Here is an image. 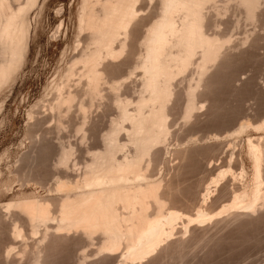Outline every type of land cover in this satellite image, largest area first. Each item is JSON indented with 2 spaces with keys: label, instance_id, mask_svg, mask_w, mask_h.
<instances>
[{
  "label": "rangeland",
  "instance_id": "1",
  "mask_svg": "<svg viewBox=\"0 0 264 264\" xmlns=\"http://www.w3.org/2000/svg\"><path fill=\"white\" fill-rule=\"evenodd\" d=\"M11 1L15 6H20V4L25 5L24 3L27 0ZM86 1L35 0V5L32 6V4L31 8L27 11L25 10L27 16L24 13L27 17L26 25L29 24L27 27H30L29 33L27 32L28 36L26 35L28 42H26L27 39L25 40L28 43H25L27 49L26 52L23 51L25 55L22 52L23 59L21 58L20 62L12 65L9 77H7L8 80L6 78L5 83L0 85V215L3 214L2 218L0 216V226L3 228H0V264H6L7 262L18 264L20 260L21 263L19 264H28L29 262V264H34L38 256L40 258L46 255H48V258L43 257L46 261L43 259L40 264H92L91 260H94V264H116V262L117 264H264V198L255 202L256 206L254 208L256 209L251 208L254 216L249 214L251 209H245L246 211H244V206L246 205H242L243 209L242 207L240 209V206L236 207L239 210L232 209V206H230L240 199L241 202L245 199L244 202L246 203L251 201L249 198L252 199L253 191L256 187V166L251 158L250 148H248L250 147L249 142L252 139L254 142L255 138H259L260 140L257 139L255 141L260 142L262 140L261 137L264 140V13H262L264 12V0H257L255 2L256 7H253V1L252 7L258 9V11H254L255 13L252 11L253 15L251 16L254 17L252 19L256 18L254 20L256 22L251 21V17L248 16L247 7L250 10L251 6L249 9V6H246L247 3L242 2L247 0H212L213 3L210 2L206 10L214 2V5L217 4L219 8L212 5L210 6L212 8H209L210 10H205L207 18H211V20L208 19L207 32L211 29V34H209L212 37H221L220 39L223 43H220V41L219 43L221 48L224 47L220 49L223 51L222 53L221 51L218 52L221 55H218L219 58L217 60L215 59L207 64L206 67L208 68L203 69V73L200 70L201 62L203 61L201 59L202 51H197L201 56L196 54V57L191 62L192 64L190 63L191 65L187 66L188 69L186 67L184 69L185 72H179L176 75L177 78H175L176 76L174 77L175 81L173 79L171 82L173 83V86H171L173 87L171 88L172 96L168 102L170 106H167L169 133L167 132L168 134L164 137L165 139L159 142L160 144H155L157 148H153V156L150 152V155L144 158V162H148V166L146 164L147 168L151 166L149 170L146 169L148 176L151 179L153 178L152 180H162V183L164 182L162 186L168 184L163 186V189L165 187V195L169 198V201H166L167 197L166 200L164 199L169 202L167 203L168 205H165V208L170 207L169 209L179 210L183 214L180 220L178 219V221L174 222L176 227H173V225H170L171 227L169 225L164 226L167 228L163 227L164 234H162V237L166 240L164 239L161 242L162 240L156 239L155 243L158 240L159 246L154 248L157 243L149 247L145 254L152 249L154 250L150 254H146L147 256L145 254L143 256L142 248L132 250L128 248L129 252H127L124 249L126 246H122L123 244L121 245L123 250L120 249L122 250L120 252L115 251L114 254V251L111 252L112 254L110 252H101V241L103 242L104 236L102 234L103 238L100 237L101 239H99L97 236L101 235V233L98 232L92 235H97L96 237L91 236L92 238L90 239L84 235L81 239L82 234H76L79 236H76V238L74 234L67 238L61 237L60 240L63 238L62 241H57L58 237L57 239L54 237V240L51 237V240L47 242L48 244L45 243V246L41 245L42 249H40L39 235H43L45 230V227L41 226L40 229L42 230L34 234L38 237H33L34 235H31L33 233H30V237L32 236L31 239L34 241L30 240L27 231L30 228L28 232H32L31 226H28V223V225L26 224L25 219L27 218L25 214L23 217V212H20L21 216L19 213L17 214L18 211L13 209L14 201L24 198L44 199L45 197L47 199L50 196L51 199H54V196L64 195L65 193L61 194L55 190L58 188L57 184L59 183L55 177L59 178V176H62L65 179L68 176L66 170H72L74 166V171L72 172L77 173V176L81 175L83 167H86V161L90 164L94 154L101 150L103 151L105 145L102 136L108 132L112 119L119 114V107L115 104V97L120 96L122 99L129 100L131 102L129 108L134 111L140 96L145 92H147L145 95L149 94V91H143V88H141L143 87V79L140 77L144 76L142 67L137 66L140 69L134 67L139 64L141 59L140 53H137V51L139 52L141 49L140 39H142L144 28L139 24L138 27L140 26L141 29L137 27L134 32L136 34L130 38V43L137 44L138 42L137 46H139L138 48L135 47L136 44L131 45L132 55L130 57H133L131 59L129 57V61L127 60L128 62L123 64L124 67H122L123 65L119 67V63L122 60L110 61L111 65L108 61L109 63L106 64L107 66L110 65L111 69L113 67L116 68L118 65L116 69L122 70L123 68V73L121 71L116 72L117 70L114 68L112 70L108 69L110 73L106 76L107 80L109 78V82L102 86L101 93L103 97L94 96L90 92L85 94V91H82L83 87L81 88L80 85H77L78 89L76 86L75 90L72 89L74 88L73 83L74 85L77 83L82 84L83 82L80 81L84 78L78 81L79 79L76 80L77 77L73 76L67 84V70L86 45L84 39L87 38V33L81 31V20ZM151 1L153 2L151 3ZM151 1H147L152 6H149L150 9L147 7V11H145L146 18H144V21L146 26L156 20L161 11L158 10L161 8L158 5L161 1ZM141 2L143 3V1ZM244 4L246 7H244ZM157 5L158 7H156ZM28 6L30 7V5ZM219 10L224 12H221V14ZM259 12H261L260 15ZM210 23H213V25ZM26 45H24V49ZM1 59L2 56L0 61ZM126 63L133 66L131 68L126 65L134 73L130 72L129 74V69L125 66ZM80 64L76 65V72L82 71ZM78 73L81 75L80 72ZM131 74L133 75L131 76ZM137 79L140 80V83ZM114 81L118 84L123 82L118 91H113L111 88L112 83H115ZM63 82L66 86L72 82V86L70 87L71 84L69 85L72 90H78L79 92L81 90L85 94H78L69 113L66 112V107L57 110L53 106L59 91L63 90ZM198 82L200 85L196 86ZM193 85L197 88L193 87ZM189 87L196 89V92H194L196 96L193 95L194 99L192 98V100L197 102L195 104L197 105L196 108L198 107L192 111V115H189L191 117L187 116L186 113L188 98L191 99L188 97L189 93L187 90ZM68 88H66V91ZM89 95H92L91 97L95 99L93 100ZM80 104H84L88 116L84 126L86 131L85 138L83 137L84 130L79 129L84 124V115H86L81 110ZM126 124L127 126L129 125L128 123ZM129 138L127 130H124L119 139L129 145L124 149L125 152L121 151V155L119 153L120 157L126 153L134 152V147L131 146L133 144L130 143ZM62 145L67 146V148L73 147V154H71L73 156H70L71 159H69V162L72 161L73 163H68L72 169H65V166V168L55 167L62 154ZM128 150L129 152H127ZM55 159L58 160L55 161ZM155 160H157L158 165H156L157 162ZM73 164L75 165L73 166ZM217 167L219 170H217ZM70 170L68 171L69 177L72 174H70ZM58 172L61 175L57 174ZM77 176L73 175V178L76 177L74 180L82 178V176L78 178ZM164 179L168 181L166 182ZM204 185L205 187L203 188L202 186ZM63 189L65 188H62L61 191L65 192L66 189ZM208 190L212 191H209L210 195ZM239 194L240 196H238ZM60 197L58 198L59 200ZM57 198L55 197V201L58 202ZM223 207L226 209L223 210ZM153 208L156 209V207H151L150 211L153 212ZM169 209L167 211H171ZM241 210L247 213L243 214ZM121 211L123 212L124 208ZM231 211L236 216H233ZM196 212L198 214L201 212L206 217L213 214L211 218L214 219L207 218L205 220L209 219L208 222L204 220V223L201 221L200 224H194L196 222H192L193 225L189 224L190 217L193 218L194 215V218L197 217L198 214ZM237 213L239 214L237 215ZM21 217L24 219V221L20 219L22 222L18 220ZM13 222L14 224H12ZM17 222L20 227L26 224L25 229L23 228L24 226L22 228L25 230L24 233H27L24 236L29 237L27 239L24 238L27 242L22 239L23 236H20L22 237L21 239L19 237V239L13 238V231L10 230ZM4 227L6 229L10 227V229L6 230ZM167 230H171L169 231L171 234ZM84 237L85 240L83 239ZM94 238L97 240H93ZM27 243L30 248L26 246ZM83 243H86V245H83ZM20 244L22 245L21 247ZM99 244L100 247H98ZM14 245L19 251L26 246L27 250L25 249V251L22 248L21 251L24 254L27 252L25 254L26 258L18 249L17 251L20 254L15 250L18 256L13 252L16 249L13 248ZM68 245H72V247ZM85 246L86 250H84ZM165 246H168L169 249ZM9 247H12V249H9ZM37 248L45 252L40 254ZM49 249L51 250L47 251ZM155 249L157 250L155 251ZM6 251H12L11 257L14 258L13 261H11V257H7ZM32 251H36V254ZM37 252L41 256L37 255ZM91 252L95 254L93 255ZM1 253H3V258ZM101 254L106 255L107 258H104L106 256ZM158 255L159 258H157ZM93 256L99 259H95ZM108 260L109 262H107ZM150 260L152 261L150 262Z\"/></svg>",
  "mask_w": 264,
  "mask_h": 264
},
{
  "label": "bare ground",
  "instance_id": "2",
  "mask_svg": "<svg viewBox=\"0 0 264 264\" xmlns=\"http://www.w3.org/2000/svg\"><path fill=\"white\" fill-rule=\"evenodd\" d=\"M27 1H26V3H24L25 5L20 4V6H15L11 0H0V55L2 56V59L0 61V85H2V83H5L6 78L9 77V71L11 70L12 65L20 62V60L23 59L22 56H23V54L25 55V52L27 49L26 44H28V43H26V42H28V39H27L28 37H26V35L28 36L30 27H27L29 24L26 25L27 24V17H26L27 13L25 12V10L27 11L29 8H31L32 4H33L32 6H34L35 0H29L28 2ZM141 1H143V3ZM147 1L148 0H87L85 3L84 9H83V16H82V20H81V31L82 32L85 31L87 33V38L84 39L86 41V45L81 50V52H80L79 56L76 58L75 62L73 61V64L67 70V72H68L67 84L69 83V80L73 76L77 77L76 80L79 79L78 81H80V79L84 78L83 79L84 81L83 80L80 81V82H83L82 84H78V83L76 84V81H75L76 85H74V83H73L74 88H72V89L75 90L77 88V85H80L81 88L83 87L82 91L84 90L85 94L90 92L94 96H97V97L102 96L103 97V94L101 93L102 86L105 83L107 84L109 82L108 81L109 78L107 80L106 75L108 73H110L109 70L111 69V66H110L111 62H116L118 60H122L121 63H119V67H120L125 62L129 61L128 59L132 55L131 45L136 44L133 42H131V43H133V44H131L130 38H131V36L134 37V34H136L134 32L137 29L138 24H139V25L143 26V28H144L143 36L141 37L142 39H140L141 40L140 41V44H141L140 50L142 52L138 49L139 46H137V44H138V42H137L135 47H138L136 49L139 50V52L137 51V53H140L141 59L139 61V64L134 66V67L135 68H137V66L142 67L141 69L143 70L142 73L144 76L142 75L143 77H140L143 79L142 80L143 81V83H142L143 87H141V88H143V91L144 90L149 91L148 92L149 94L145 95V93H147V92H145L142 96H140L139 100L137 101L138 104H137L136 108L134 109V111H132L129 108V106L131 104V102L129 100L127 101L126 99H122L120 96L115 97V104H117V106L119 107V108L117 107L119 109V111H118L119 114L117 115L116 118L112 119L111 124L109 126L110 128L108 129V132H106L102 136V140L104 141L105 148L103 149V151L101 150L98 153L96 152V154H94V156L92 155L93 159H92V161H90V164L88 161H86L87 162V164H85L86 167L84 166L86 170L84 169V167L82 169L83 172L85 171L84 174H82L83 172L81 173V172L75 170L76 172L81 173V175L77 176V173L72 172V171H74V167H75L74 165L75 164H73V166H74L73 169L71 167H69L68 163L72 162V161L69 162V159H71L70 156H71V154H73L72 153L73 147L67 148V146L65 147V145L61 146V147H63L62 151H61L62 154H61L59 160L55 159V161L58 160L57 161L58 164H56L55 167L56 168L57 167H59V168L60 167L65 168L66 167L65 169L71 168L72 170L68 169V171L69 170L71 171L70 174L72 173L70 175L71 178H73V175L74 176L76 175L77 178L82 176V178L80 177V179L74 180V178H76V177H74L73 179H71L69 177V172L67 170H66V174L68 173L67 174L68 176L65 177V175H63V177H65V179L62 178V176H59V178L55 177V179L59 182V183L57 182L59 185L57 184L58 188L55 190H57V192H59L61 194L65 193L64 195H59V197L61 196L60 200L58 199L59 198L58 196H54L53 197L54 199H51L50 198L51 196H50V197H48L49 199L48 198L45 199V197H44V199L43 198H24V199H18V201L17 200L14 201V203L12 205L13 209L15 211H18L17 214L18 213L20 214V212H23V214H22L23 217L25 214L26 215L25 217L27 218V219H25L26 224L28 223L29 225L28 224L27 225L31 226L32 232H28L30 230V228H28L29 230L27 231V233H29L28 234L29 237H30V233H33L31 235H34L38 231L40 232V230H42V229H40L41 226L45 227L43 235L42 234L39 235V237H40L39 244L41 243L39 246L40 249H42L41 245L45 246V243H47L48 240H51V237L53 238V240L55 239L54 237H56V239L58 237L57 241H59L61 237L67 238L68 236L74 234V236L76 238L77 235L82 234L81 239H82L83 235L85 237H87L88 239H90L92 237H96L97 235L96 236L95 235L92 236V235L95 233L97 234V232H98V233H101V235L97 236L99 239H101L100 237H102V234L104 236V238L102 237L103 242L98 239L102 243L101 247H100V244L98 245V247H100L101 252H110L111 253L114 251L113 252V254H114L115 251H117V252L122 251L123 250L122 246H124V247L126 246L124 249L127 250V252H129L128 248L131 250L142 248V250L144 251V252L142 251L143 256H144L145 252L148 251L149 247H151L152 245L157 244V243H158L157 246H155L154 248L159 246L158 240H162L161 242H163V240L165 239V238L163 239V237H162L163 236L162 234H164L163 230H164V228H167L164 226L169 225V227H171L170 225H173V227H176V226H174V224H176L174 222L178 221V219L180 220V218L183 217L182 216L183 214L179 210L174 211L173 209L172 210L169 209L170 207L169 208L166 207V208H168L171 211H167L168 209L166 210L165 205L167 203H169V202H166V201H169V198H168V196L165 195V187L163 189V186H166L168 184L162 186V184L164 183V182L162 183V180L161 181L160 180L158 181L155 179L152 180L153 178L151 179L148 176L149 174H147L148 171L146 169L149 170V168L151 166L149 168H147L148 162H144V158L147 157V155H150V152L152 154L153 148L156 147L155 144L159 143L161 140L165 139L164 137L169 133L168 132V128H169V126H168L169 121L168 120L169 119H168V115H167L168 114L167 113L168 112L167 106H170V105H168V102L172 96V92H171L172 89L171 88H173V87H171V86H173L172 85L173 83H171V82L174 79V77L179 72L184 71V69L188 65L192 64L191 62H192L193 58L196 57L195 56L196 54H198L197 51H199V50L202 51V53H201L202 56L200 54H198L201 56V59L203 60L202 62L199 61V62H201V66H200V64H199V66L201 67L200 70L202 72L203 69L208 68L206 66L209 62H213L215 59L217 60L219 58L218 55H221V54L218 52L221 51V53H222L223 50H220V49H222L224 47L221 48L220 43H223V42H221V39H220L221 37L220 38H216V36L212 37V35H210L211 29L209 30V32H207V29H208L207 26H208V22H209L208 19L211 20V18H207L205 10L207 8V5L210 4V2H212V0H159V1H161L160 2L161 5L159 3H158V5L161 6V8L159 7L160 9H158V10L159 11L161 10V11H160L159 16L157 15L158 18L156 20H154L153 22L151 20L152 23H150V24L148 23L149 25L146 26V22L144 21L145 20L144 18H146L145 17V13H146L145 11H147V7L150 9V7L152 6L150 4V2H149V4H150L149 5ZM149 1H151V0H149ZM224 1H226V0H224ZM229 1H232V0H229ZM253 1H254V5H253ZM152 2L153 1H151V3ZM242 2H244L245 4L247 3L246 6H249V9L251 6L250 10H248V7H247V12L250 14V15L248 14V16L251 17V21H254L256 18L252 19L253 16H251V15H253V13H255L256 10L258 11V9L253 8V7H256L255 2H257V0H247V1H242ZM242 2H240V3H242ZM28 3H30V4H28ZM248 3H250L251 5ZM147 4H148V6H147ZM214 4H215V2H214ZM214 4H211L210 6L213 5L215 7H218L217 4L216 5H214ZM245 4H244V7H246ZM28 5H30V7ZM158 5L156 7H158ZM252 5H253V7H252ZM210 6H209V8H212ZM238 6H240V5H238ZM228 7H230V6H228ZM244 7H242V8H244ZM221 8H224V7H221ZM216 9H214V10L218 11ZM224 11H226V10L224 9ZM224 11H220V13L224 12ZM252 11H253V13H252ZM24 13L26 16L24 15ZM208 13H209V11H208ZM260 13L261 12H259V15H260ZM262 13H264V12H262ZM218 15H219V13H218ZM223 15H225V14H223ZM248 16H246V17H248ZM25 18H26V20H25ZM212 19H214V18H212ZM247 19L250 20L249 17ZM254 22H256V21H254ZM211 25H213V23ZM27 28H28V31H27ZM143 28H142V30H143ZM140 29H141V27H140ZM25 40H26V42H25ZM219 41H220V43H219ZM24 45H26L25 49H24ZM135 47H133V49H135ZM23 51H25V52H23ZM201 51H199V52H201ZM22 52H23V54H22ZM134 52H135V50H134ZM132 57H130V59ZM108 61L109 62L111 61V62L109 63ZM130 61H132V60H130ZM108 63L110 64V65H108L109 67L106 65ZM79 64L81 65L82 71H78V70L77 71L80 72L81 75L78 72H76V65H79ZM126 65L128 66L129 63L128 64L126 63L125 66ZM117 66H116V68H117ZM112 67H113V63H112ZM122 67H124V65ZM130 67L132 68L133 66H130ZM140 67L137 69H140ZM188 67H187V69H188ZM113 68L116 69L115 67H113ZM119 69H121V68H119ZM127 69H129L128 70L129 74H130V72L134 73V71H131L130 68L127 67ZM122 70H123V68H122ZM122 70H117L116 72H118V71L122 72ZM204 73H206V72L204 71ZM76 74H77V76H76ZM111 74H112V72H111ZM132 75L133 74H131V76ZM128 76L131 77L130 75H128ZM109 77H110V75H109ZM175 78H177V76ZM7 80H8V78H7ZM200 80H202V79H200ZM139 81L140 80H138V82ZM174 81H175V79H174ZM72 82H74V81H72ZM199 82L196 83V86L199 84ZM122 83H120V84H118L117 82H115L114 84L112 83L111 88L113 89V91H118L119 87L122 86ZM62 84H63L62 85L63 90L59 91L58 96L56 95L57 98H56V101L54 102L53 106H55V108H57V110L66 107L65 110L67 113H69V111H71L70 108L74 106L72 104L76 101L78 94L79 93L84 94V92H82L81 90H80V92L78 90L77 91L72 90L70 88L72 86V84L71 85L69 84L70 87H69V85L66 86V84L64 82ZM83 84H85L84 85L85 87L83 86ZM75 86H76V88H75ZM196 86L193 85V87H196ZM66 88H68L67 91H66ZM187 91L190 95V96L188 95V97L191 98V99L188 98L189 102H188V105L186 107V109H187L186 113H187V116H189L192 113V111L195 110V108L197 106L195 104L196 101L193 102V100H192L194 92H196V89L189 87ZM91 96L89 95V97L94 100L95 98H93ZM194 96H196V94ZM80 108L86 114V108H85L84 104H80ZM169 110H170V108H169ZM189 117H191V116H189ZM87 118H88L87 114L84 115V124L79 129L84 130V126L87 122ZM126 123L129 124L128 125L129 127L127 126ZM242 128H243V126H242ZM124 130H127L128 137H130L129 138L130 143L133 144L131 146L134 147V152L133 153L129 152V150H130L129 149L127 151L129 153H126L120 157L119 153L121 151H124V149H126V146L129 145V144H126V142L120 141V139H119L120 135L122 134V132ZM83 132H84L83 137L85 138L86 131L84 130ZM254 137H256V136H254ZM257 139L260 140L259 138H255L254 142L252 139L249 142L250 144L248 143L250 145V147H248V148H250L249 151H250V154L252 156L251 158L254 160V163L256 166V170H255L256 171V187L253 191L254 193H253L252 199L249 198L251 201H249L247 203L244 202L245 199L243 200V202L240 201L241 199L239 200L240 202L235 201L234 205H233V203H232V205H230V206H232V209L235 208V210H239L236 207L240 206L239 208L241 209L242 205L243 206L246 205V206H244V211H246L245 209H247V210H250L251 208L256 209V208H254L256 206L255 202L259 199L264 198V175H263V171H264L263 170L264 169L263 168V165H264L263 164V162H264V143L263 142H264V140L261 137V139L263 141L261 140L260 142H262L263 143L262 144L258 141H255ZM255 142H258V143H255ZM163 143H164V141H163ZM61 147H59V148H61ZM158 147H159V145H158ZM161 148H162V146H161ZM131 151H133V150H131ZM120 155H121V153H120ZM152 156H153V154H152ZM159 156H160V154H159ZM155 159H156V157H155ZM155 161L157 162V160H155ZM146 164H147V166H146ZM156 165H158V162ZM220 167H221V165H220ZM58 170H56V171H58ZM217 170H219L218 167H217ZM209 172H211V171H209ZM57 174H59V172ZM59 175H61V174H59ZM57 177H58V175H57ZM216 179H218V178H216ZM164 181L167 182L168 180L164 179ZM212 181H213V179H212ZM214 181H216V180H214ZM211 184H209V185L211 186ZM213 185H212V187H213ZM60 186H61V188H60ZM217 186H219V185H217ZM202 187L204 188L205 185ZM62 188H65L66 191L65 192L61 191ZM58 189H60V190H58ZM65 189H63V190H65ZM162 190H164V191H162ZM209 191H211V190H208V193H209ZM162 192H164V193L162 194ZM234 192L237 193L236 191H234ZM56 194H58V193H56ZM162 195H164V196H162ZM209 195H210V193H209ZM245 195L247 196V194H245ZM238 196H240V194ZM55 197L56 198L58 197L57 198L58 202L55 201ZM166 197L168 198L167 200H166ZM210 197H212V196H210ZM170 199H171V197H170ZM242 199H243V195H242ZM202 202H203V200H202ZM197 204H198V202H197ZM227 205H228V203H227ZM202 206L204 207V205H202ZM151 207H156V209L153 208V212H152V211H150ZM262 207H263V205H262ZM123 208H124L125 212L121 211ZM225 209L226 208L223 207V210H225ZM242 209H243V207H242ZM244 211L242 212V210H241V212L243 214H246L247 212L244 213ZM202 212L204 213V211H202ZM250 212H252V209L249 211V214H252L254 216L253 212L252 213H250ZM205 213H206V211H205ZM223 213H225V212H223ZM231 213H232V211H231ZM196 214H198V213L196 212ZM202 214H201V212H199V214L197 215L198 218L195 217L196 219L194 218L195 215L193 216L194 219L192 217H190L189 218V224L193 225L194 222H196L194 224H200L201 221H203V223H204V220L207 218L212 219L211 217L213 214H210L211 216H209V217L208 216L206 217V215H204V214L202 215ZM220 214H221V212H220ZM238 214L239 213H237V215ZM232 215L236 216V215H234V213H232ZM240 215H242V214H240ZM0 216L2 218L3 214ZM216 216H218V215L216 214ZM216 216H215V218H216ZM184 218H186V217H184ZM4 219H7V218H4ZM20 219L22 220L23 218L21 217L18 220H20ZM22 221H24V219ZM208 221H209V219L207 221L205 220V222H208ZM223 222H224V220H223ZM12 224H14V222ZM25 225H22V226H24L23 227L24 229H25ZM9 226H10V224H9ZM22 226L20 227L18 225V222H17V224H15L14 227L12 228V230H10V231H13V235H14L13 238L19 237L21 239L22 237H20V236H23L22 239H24V238L27 239L28 236L27 237L24 236L27 233L26 234L24 233L25 230H23ZM0 228H1V226H0ZM172 228H171V230H172ZM1 229H3V228H1ZM9 229H10V227H9ZM200 229H202V228H200ZM171 230H169V231H171ZM179 230H180V228H179ZM197 230H199V228H197ZM169 231L167 230V232H169ZM195 232H193V233H195ZM10 233H12V232H10ZM41 233H42V231H41ZM169 233H167V234H169ZM176 234H178V233H176ZM11 235H10V237H11ZM165 235H164V237H165ZM172 235H174V234H172ZM36 236L37 235H34L33 237H36ZM31 237H30V240H32ZM77 237H79V236H77ZM85 237L83 238L84 240H85ZM166 237H167V235H166ZM159 238H161V239H159ZM62 239L60 241H62ZM78 239H76V240H78ZM81 239H80V242H81ZM156 239H158V240L155 243ZM13 240H15V239H13ZM53 240H52V242H54ZM93 240H97V239L94 238ZM32 241H34V240H32ZM69 241H71V240H69ZM72 241H74V240H72ZM86 241H87V239H86ZM66 242H67V239H66ZM71 243H73V242H71ZM16 244H17V242H16ZM34 244H37V243H34ZM88 244H89V242H88ZM83 245H86V243L85 244L83 243ZM94 245H96V244H94ZM11 246H12V244H11ZM21 246L22 245L20 244V247ZM26 246L29 247L30 245L28 246V243H27ZM26 246H25V248L22 247V248H24L23 250H25V249L27 250ZM32 246H33V244H32ZM68 246L72 247V245H68ZM18 247H19V244H18ZM165 247L168 248V246H165ZM13 248H16V246L14 245ZM22 248L20 251L18 248H16V249H14L13 252L16 253L17 249L19 252H21ZM54 248H52V249H54ZM9 249H12V247H9ZM37 249H38V252H40V254H41L42 250H39V248H37ZM37 249H35V250H37ZM120 249H122V250H120ZM160 249H161V247H160ZM50 250L51 249H49L47 251H50ZM84 250H86V246H85ZM153 250L154 249H152L151 251H153ZM156 250L157 249H155V251ZM162 251H164V249H162ZM6 252H7L6 255L8 258L12 256L11 255L12 251H6ZM32 252H34V251H32ZM38 252H37V255H40V254H38ZM44 252H42V253H44ZM98 252H99V250H98ZM150 252H148L146 254H150ZM159 252L161 253L160 250H159ZM159 252H158V254H159ZM3 253L5 254V252H3ZM3 253H1L2 258H3ZM18 253H16L17 256H18ZM22 253L24 254V252H21V254ZM34 253L36 254V251ZM91 253L93 254V252H91ZM122 253L124 254V252H122ZM25 254L23 255L24 257H25ZM87 254H89V253H87ZM96 254H98V253H96ZM161 254H163V253H161ZM101 255H103V254H101ZM110 255H109V260H110ZM138 255H139V253H138ZM138 255H136V256H138ZM95 256H93V257L95 258ZM103 256H106V255H103ZM38 257L36 258L37 260L35 259L36 262L34 264H40V262L43 259L45 260V258H43V257L48 258V255L40 257L42 259H40ZM123 257H124V255H123ZM25 258H21V259H25ZM86 258H87V256H86ZM91 258H92V256H91ZM104 258H107V256ZM157 258H159V255ZM10 259H12L11 261H13L14 258L11 257ZM95 259H99V258H95ZM142 259H144V258H142ZM16 260H19V259H16ZM25 260H27V259H25ZM109 260L107 262H109ZM155 260H156V258H155ZM20 261H19V263H21ZM85 261H87V260H85ZM91 261H92V264H94L93 263L94 260H91ZM151 261L152 260H150V262ZM89 262H90V260H89ZM119 262L121 263L120 259H119ZM137 263H139V262H137ZM140 263H141V261H140ZM8 264H10V263H8ZM13 264H14V262H13ZM23 264H25V263H23ZM116 264H117V262H116Z\"/></svg>",
  "mask_w": 264,
  "mask_h": 264
}]
</instances>
